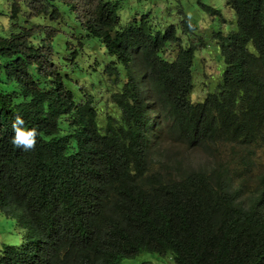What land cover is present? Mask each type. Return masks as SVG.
Segmentation results:
<instances>
[{
	"label": "trees",
	"instance_id": "trees-1",
	"mask_svg": "<svg viewBox=\"0 0 264 264\" xmlns=\"http://www.w3.org/2000/svg\"><path fill=\"white\" fill-rule=\"evenodd\" d=\"M10 1L24 24L33 3L64 30L70 12L85 31L62 45L72 64L88 40L104 44L115 111L101 119L94 95L69 88L54 46L69 32L16 23L0 36V211L25 230L0 264H124L145 252L175 264H264V0H226L237 29L217 34L222 79L196 103L195 47L166 56L181 41L175 26L124 25L117 0ZM195 30L186 19L184 33ZM15 115L37 128L34 150L12 145ZM166 135L208 156L218 146L223 160L185 166L161 150Z\"/></svg>",
	"mask_w": 264,
	"mask_h": 264
},
{
	"label": "rangeland",
	"instance_id": "rangeland-1",
	"mask_svg": "<svg viewBox=\"0 0 264 264\" xmlns=\"http://www.w3.org/2000/svg\"><path fill=\"white\" fill-rule=\"evenodd\" d=\"M30 0H26L28 2ZM120 3L119 14L122 23L128 25L133 22L134 25H141L142 21L148 20L153 31L165 34L171 27L175 26L178 37L181 40L178 44L171 46L167 53L169 59H175L180 47H195V63L193 66L194 73V92L192 94L193 102H203L210 92L216 90L217 85L222 79L225 69L224 57L217 37L218 33L227 34L232 30H236L237 18L234 10L227 6L226 0H117ZM38 4V2H37ZM32 4V5H37ZM32 5L24 7L23 12L30 20L29 23L23 22L20 16L19 21H15L11 17V1L0 0V36H10L12 33L19 31L15 28V24L32 26L34 24L45 23V25L53 27L57 25L50 20L36 17ZM203 5L213 7L220 11L221 15H212L203 8ZM67 9V8H66ZM68 11V9H67ZM68 17V25L64 30V23L57 28L69 32V34H60L54 41L57 54L55 61L64 74H68L69 88L75 92L78 99L81 91L94 95L98 100L100 107L103 105L102 118L107 111L114 112L115 109L110 107L108 103L109 91L111 84L107 76L103 73L106 65L112 60L107 53L103 43H98L97 39L88 40L87 47L78 62L70 63L64 58V48L66 46L67 37L77 32L80 36L85 34L84 29L79 22L70 14ZM188 19L196 30L184 33L185 20ZM136 20V22H134ZM53 23V24H52ZM43 25V24H42ZM56 28V27H53ZM78 38V36H77ZM69 39V38H68ZM70 44L71 48L77 47ZM81 50V49H80ZM5 86L0 83V87ZM118 88L114 86V91ZM109 96V97H108ZM218 147V146H217ZM214 148L213 152L208 156L204 151L190 147L182 141L171 140L167 135L161 142V150L168 149V155L175 160H180L185 166H207L214 162L223 160L224 155L218 148ZM261 155L264 154L260 149ZM223 151H226L223 148ZM264 160V158H263ZM264 171V170H263ZM262 172L257 169V173ZM25 230L19 226L18 221L14 218L7 217L5 213L0 211V251L6 245L21 246L24 243ZM124 264H175L170 255L164 257L155 253H142L136 258L124 260Z\"/></svg>",
	"mask_w": 264,
	"mask_h": 264
},
{
	"label": "clouds",
	"instance_id": "clouds-1",
	"mask_svg": "<svg viewBox=\"0 0 264 264\" xmlns=\"http://www.w3.org/2000/svg\"><path fill=\"white\" fill-rule=\"evenodd\" d=\"M12 130L14 132L11 138L12 145L25 152L35 149L39 132L36 127L29 128L21 115H15L12 121Z\"/></svg>",
	"mask_w": 264,
	"mask_h": 264
}]
</instances>
